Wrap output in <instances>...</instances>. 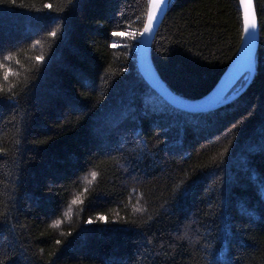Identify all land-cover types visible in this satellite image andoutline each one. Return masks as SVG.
Returning <instances> with one entry per match:
<instances>
[{
  "label": "trees",
  "instance_id": "1",
  "mask_svg": "<svg viewBox=\"0 0 264 264\" xmlns=\"http://www.w3.org/2000/svg\"><path fill=\"white\" fill-rule=\"evenodd\" d=\"M254 8L250 84L190 114L137 69L147 0H0V264H264V0ZM242 38L239 0H171L150 58L195 102Z\"/></svg>",
  "mask_w": 264,
  "mask_h": 264
},
{
  "label": "water",
  "instance_id": "2",
  "mask_svg": "<svg viewBox=\"0 0 264 264\" xmlns=\"http://www.w3.org/2000/svg\"><path fill=\"white\" fill-rule=\"evenodd\" d=\"M171 0H168L167 6L163 9L162 13L158 17L153 31L151 33H146L140 37L136 64L137 69L146 83L151 87L156 94L161 97V99L168 105L176 108L180 111L190 113V114H200L206 113L218 108H221L225 105L236 100L242 93L246 90L250 84L255 70H256V52L258 47V24L254 8V0H252V11L255 13L256 19V29L254 31H249L246 35L243 31V38L240 45V48L226 69L225 73L211 91V93L205 98L195 101L188 102L184 101L177 96H175L161 81L157 72L155 71L151 58H150V49L152 42L155 38V35L167 13ZM239 7L242 14L243 25H244V8L240 5ZM147 21V17H146ZM146 23V22H145ZM248 75L247 82L243 88L236 93L235 95L223 100L224 97L233 89V87L245 76ZM223 100V101H222Z\"/></svg>",
  "mask_w": 264,
  "mask_h": 264
},
{
  "label": "snow or ice",
  "instance_id": "3",
  "mask_svg": "<svg viewBox=\"0 0 264 264\" xmlns=\"http://www.w3.org/2000/svg\"><path fill=\"white\" fill-rule=\"evenodd\" d=\"M168 0H147V21L144 24L143 31L139 33L140 36L145 35L146 33H151L153 31V28L158 21V17L162 13L163 9L167 6ZM240 5L244 8V25H243V31L247 35L249 31H254L256 29V19H255V13L252 11V0H240ZM46 7L51 8V5H47ZM52 36H55L56 33L52 32ZM113 36H125L130 35L135 37L136 33L134 32H126V31H118L113 32ZM113 47H116V44L112 45ZM6 60H12L14 59L13 56H6L4 57ZM38 60H42L43 57H38ZM0 67H3V65H0ZM11 74V70H8L4 73L3 79L5 81L8 80L9 75ZM96 173H91V178L94 181L96 179ZM91 183V181H89ZM81 202L79 200V197L77 199L72 201V204H77ZM141 209L137 208L136 211H140ZM66 215L70 218L71 217V208L67 211ZM100 220H104L105 217L101 216L99 217ZM88 223H92L91 220L88 221ZM59 221L56 222V224L53 225V227H58ZM59 243V241H57Z\"/></svg>",
  "mask_w": 264,
  "mask_h": 264
}]
</instances>
